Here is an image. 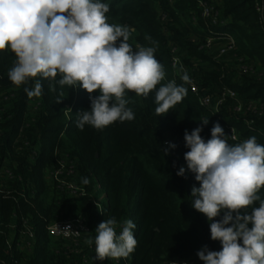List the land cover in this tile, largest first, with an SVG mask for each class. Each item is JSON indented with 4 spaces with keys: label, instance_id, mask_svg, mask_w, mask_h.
I'll use <instances>...</instances> for the list:
<instances>
[{
    "label": "trees",
    "instance_id": "1",
    "mask_svg": "<svg viewBox=\"0 0 264 264\" xmlns=\"http://www.w3.org/2000/svg\"><path fill=\"white\" fill-rule=\"evenodd\" d=\"M101 2L109 5L108 23L135 29L134 46H152L146 37L156 42L155 57L165 70L162 84L171 80L183 84V71L173 65L177 50L200 94L184 84L188 93L182 102L157 116L155 92L147 97L127 92V106L135 119L103 129L86 125L81 131L77 112L91 107L85 90L57 85L53 92L44 80L42 96L30 99L24 88H31L34 81L13 85L8 72L15 54L0 51V264H203L197 252L205 245L220 251L222 245L211 240L207 217L191 207V188L199 187V182L187 170L184 133L202 127L201 136L207 141L219 122L227 136L226 130L235 131L237 140L229 136L230 144L255 136L264 145V0ZM205 5L213 11L211 18L203 16ZM223 37L233 39L237 59L243 62L236 57L219 61L202 50L209 38ZM244 66H254L262 77L243 73ZM213 87L221 93L234 92L235 102H241L243 109L251 107L253 114L237 113L230 99L218 112L203 107L200 97L210 96ZM204 119H209L207 125L201 124ZM163 149H168L167 155ZM68 167H73L74 175ZM181 167L184 176L177 175ZM58 170H63L61 183L52 178ZM85 178L88 184L83 183ZM71 184L85 195L72 196L67 188ZM258 194L264 199V187ZM77 218H83L90 230L79 245L52 240L50 224ZM109 218L117 220L118 234L119 225L132 220L138 243L127 258L100 261L94 257L95 230ZM28 229L31 239L24 235ZM89 238L91 245L85 243Z\"/></svg>",
    "mask_w": 264,
    "mask_h": 264
},
{
    "label": "clouds",
    "instance_id": "2",
    "mask_svg": "<svg viewBox=\"0 0 264 264\" xmlns=\"http://www.w3.org/2000/svg\"><path fill=\"white\" fill-rule=\"evenodd\" d=\"M109 11L101 0H0V51L10 50L16 58L8 79L17 87L34 81L31 88H24L30 99L42 96L44 80L53 92L57 85L85 90L91 107L77 112L81 131L86 125L103 129L135 119L127 92L143 97L155 92V113L163 116L186 97L184 84H191L186 71L183 84L175 80L162 84L165 70L155 57L156 42L146 37L152 46L133 48L129 39L135 29L108 23ZM201 132L197 127L184 133L187 170L199 182V187L191 188V207L207 217L210 238L220 241L222 249L213 251L205 245L197 256L203 264H264V199L258 194L264 187V145L255 136L230 144L219 122L207 141ZM163 153L167 155L168 149ZM185 171L181 167L177 175L184 176ZM117 226L115 218L99 223L96 259L118 260L135 251V223L123 221L119 234ZM61 232L67 236L73 231L68 225Z\"/></svg>",
    "mask_w": 264,
    "mask_h": 264
},
{
    "label": "built area",
    "instance_id": "3",
    "mask_svg": "<svg viewBox=\"0 0 264 264\" xmlns=\"http://www.w3.org/2000/svg\"><path fill=\"white\" fill-rule=\"evenodd\" d=\"M204 7H205V11H204V15H203L204 18H206V19L211 18L212 12H213L212 9L210 7H207L206 5ZM258 10L261 12L260 8ZM213 23H214V25L217 24L216 19H214ZM222 41H223L224 45L219 49V57L227 56L230 53L236 54L235 42L230 37H223L222 39H220V38H217V39L209 38L206 46L202 50H204L206 53H210L213 50L216 42L222 43ZM174 54H175L174 64H173L174 67L176 69H181V71H183V72L186 71L180 62V57H179L177 50L174 51ZM238 61L243 62V60L240 58H238ZM254 66H244L242 68L243 73L257 77V78H261L263 73H261V71H257V69ZM187 74H188V72H187ZM190 87H191V90L194 94H196V95L200 94V89L195 83H191ZM226 99L237 101V95L234 92H231L229 90H224L222 92V97L219 100H216L210 96L202 95L200 97V102H201V105L203 107H206L207 109H213L214 111L218 112L220 110V108L222 107V105L224 104ZM249 108L251 109V107H249ZM262 110H263V107L260 106V111H262ZM236 111H237V113L243 112L242 104L241 105L237 104ZM259 113H261V112H259ZM226 131H227L228 136H231V137L234 136L235 139H233V140H237V135H236L234 130H230V131L226 130ZM26 145H28V144H26ZM166 145L169 146L170 144L167 143ZM63 169H65V166ZM6 174H8L10 176L12 175L11 172H9V171H7ZM62 174H63V170L55 171L52 174V178L55 181H57L58 183H61L60 177L62 176ZM70 175H72V174H70ZM61 187H66V186L61 184ZM67 188L70 191V193L72 194V196H75L76 198H82L85 195L84 191L75 184L68 185ZM68 225L71 226V230L73 232H72V234L66 236V235L62 234L61 229L64 228L65 226H68ZM48 233H49V236L54 241H65V242H69V243L71 242L77 246V245H79V243L81 241H83V239L85 237L90 235V230L87 227L86 222L83 218H77V219L67 220V221H58V222L50 224L48 226ZM24 235H28L29 239H31L33 237L32 233L30 232L29 229L24 233ZM176 264H196V263L195 262H187V263L185 262V263H176Z\"/></svg>",
    "mask_w": 264,
    "mask_h": 264
},
{
    "label": "rangeland",
    "instance_id": "4",
    "mask_svg": "<svg viewBox=\"0 0 264 264\" xmlns=\"http://www.w3.org/2000/svg\"><path fill=\"white\" fill-rule=\"evenodd\" d=\"M133 37H134L133 34H131V37L129 39V43L133 46V48H135V46H134V38ZM223 45H224L223 42L221 44H219V45H216L210 53H207V55L213 56L214 59L219 60V61H227V62L235 61V58L234 57H236V59H237V56H236V54H233V53H230V54H228L227 56H224V57H219V50H218V48L220 49ZM208 91L210 93L209 94L210 97H213L216 100H219L222 97V93H221V90L220 89H216V88L213 87V88H210ZM237 104H240L241 105L242 103L241 102H238L237 103L235 101H231V105H233V106L236 107ZM35 113H36L35 110L32 111V116ZM249 113L253 114L252 110L250 108H247V109H243V112L241 114L244 115V116H246V115L249 116L250 115ZM68 169L70 171L69 173L72 174V175H74V169H73V167H68ZM102 195H104V197H103L104 199L102 201V204L105 205V204H107V198L105 196V191H102Z\"/></svg>",
    "mask_w": 264,
    "mask_h": 264
},
{
    "label": "crops",
    "instance_id": "5",
    "mask_svg": "<svg viewBox=\"0 0 264 264\" xmlns=\"http://www.w3.org/2000/svg\"><path fill=\"white\" fill-rule=\"evenodd\" d=\"M223 42V41H222Z\"/></svg>",
    "mask_w": 264,
    "mask_h": 264
}]
</instances>
